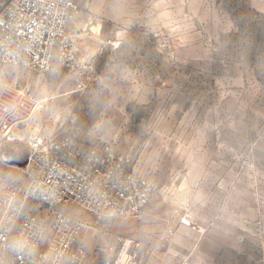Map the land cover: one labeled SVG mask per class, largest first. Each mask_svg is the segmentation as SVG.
<instances>
[{
    "label": "rangeland",
    "instance_id": "1",
    "mask_svg": "<svg viewBox=\"0 0 264 264\" xmlns=\"http://www.w3.org/2000/svg\"><path fill=\"white\" fill-rule=\"evenodd\" d=\"M251 1H82L76 71L0 64V88L34 100L23 133L62 155L111 142L151 187L132 216L97 224L68 210L87 225L92 264L118 235L148 247L150 264H264V10ZM26 171L0 164L20 186Z\"/></svg>",
    "mask_w": 264,
    "mask_h": 264
},
{
    "label": "built area",
    "instance_id": "2",
    "mask_svg": "<svg viewBox=\"0 0 264 264\" xmlns=\"http://www.w3.org/2000/svg\"><path fill=\"white\" fill-rule=\"evenodd\" d=\"M82 1L4 0L0 64L43 72L60 64L76 71L81 61L69 24ZM34 105L28 95L0 88V164L20 162L28 176L23 186L0 177V264H92L80 242L87 225L68 210L77 208L97 224L132 216L150 202L151 187L111 142L74 146L62 155L64 144L23 133ZM105 252L100 264H150V249L124 236H114Z\"/></svg>",
    "mask_w": 264,
    "mask_h": 264
},
{
    "label": "crops",
    "instance_id": "3",
    "mask_svg": "<svg viewBox=\"0 0 264 264\" xmlns=\"http://www.w3.org/2000/svg\"><path fill=\"white\" fill-rule=\"evenodd\" d=\"M255 1V2H254ZM254 1H251V4L257 8V9H260V10H264V0H262L261 2H257L256 0ZM81 5H82V2H81Z\"/></svg>",
    "mask_w": 264,
    "mask_h": 264
},
{
    "label": "bare ground",
    "instance_id": "4",
    "mask_svg": "<svg viewBox=\"0 0 264 264\" xmlns=\"http://www.w3.org/2000/svg\"><path fill=\"white\" fill-rule=\"evenodd\" d=\"M92 29H94V28H92Z\"/></svg>",
    "mask_w": 264,
    "mask_h": 264
}]
</instances>
